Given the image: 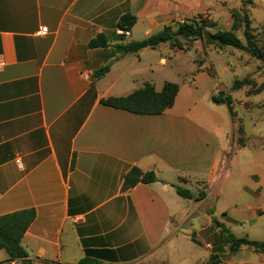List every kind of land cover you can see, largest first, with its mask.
<instances>
[{"label": "crops", "instance_id": "obj_1", "mask_svg": "<svg viewBox=\"0 0 264 264\" xmlns=\"http://www.w3.org/2000/svg\"><path fill=\"white\" fill-rule=\"evenodd\" d=\"M243 7L264 34V0H0V216L34 209L21 239L31 264H207L210 256L220 264H264V254L244 246L230 255L213 224L264 241V102L244 100L258 95L250 86L232 90L239 79L221 81L234 53L199 40L184 46L198 53L197 70L182 78L161 115L100 103L145 83L160 92L171 82L148 77L167 60L157 66L146 62L149 48L123 55L117 45L194 18L212 24L211 33L227 32L231 13ZM126 14L135 24L123 31L117 23ZM100 34L107 46L90 49ZM103 67L108 72L96 78ZM221 92L232 99L233 117L211 101ZM255 107L258 115L250 117ZM132 168L153 172L156 181L123 191ZM174 186L204 198L182 199ZM245 253L253 255L236 260ZM6 260L1 250L0 264Z\"/></svg>", "mask_w": 264, "mask_h": 264}, {"label": "trees", "instance_id": "obj_2", "mask_svg": "<svg viewBox=\"0 0 264 264\" xmlns=\"http://www.w3.org/2000/svg\"><path fill=\"white\" fill-rule=\"evenodd\" d=\"M252 0H244V4L250 5ZM232 25L227 32L211 33L207 30L212 24L197 18L187 20L177 24L175 28L170 26L164 27L160 32L151 35L150 37L138 41L131 42L125 45H117L115 49L123 54H135L142 49H156L160 44L168 43L171 47L182 49L183 43L191 44L195 40H203L205 46L212 47L218 53H224L223 50L232 49L243 53L246 56L244 62L253 64L254 62L261 64L264 72V34L263 32L256 33V29L251 27L249 16L245 7L240 11L231 13ZM135 24V17L126 14L123 15L117 27L120 30L128 31ZM242 30L241 41L234 32ZM108 44L107 38L100 34L91 39L88 43L90 49L104 48ZM258 68L260 67L257 65ZM108 67L99 69L94 75L96 78L102 77L108 72ZM250 86L249 94H259L264 91V79L260 83L254 80L253 77H247L242 80H235L232 85V90H238L242 87ZM179 87L177 84L165 82L160 92H156L153 85L145 83L140 89L132 92L125 97H109L102 99L100 103L104 106L127 111L136 115H161L167 109L171 108ZM214 104H224L227 106L230 115L233 117L232 99L230 95L223 92L211 97ZM238 133L242 130L239 127ZM156 181L153 172H142L137 168H132L125 174L122 180V190L126 191L137 184H151ZM176 194L182 199L200 201L204 198V193L200 192L196 197L188 189L174 186ZM35 218L34 209L20 210L0 216V251L3 250L7 254L6 261L22 260L23 264H31L27 260V253L21 245V239L28 227L32 224ZM225 235L226 242L229 244V254L237 253L241 247L252 249L255 253L264 254V241H250L246 238H236L223 226L216 224ZM78 264H99L97 261L83 258ZM207 264H220V260L216 256H210Z\"/></svg>", "mask_w": 264, "mask_h": 264}, {"label": "rangeland", "instance_id": "obj_3", "mask_svg": "<svg viewBox=\"0 0 264 264\" xmlns=\"http://www.w3.org/2000/svg\"><path fill=\"white\" fill-rule=\"evenodd\" d=\"M237 36L239 37L241 41H243V38L240 32L237 33ZM199 41L202 43L201 46L203 47L204 46L203 40L199 39ZM189 45L191 44L187 42L183 43L182 48L184 46L189 47ZM225 51L234 53L235 55L227 61L228 63L226 65L223 64V72H221V76H222L221 81H223V84H228L229 80L231 79L240 80L244 78L245 76H248V75L250 76L251 74H253V78L255 81H257V83H260L261 81H263L264 72L262 70L263 68L261 67V64L254 62L253 64L243 65L241 63L246 59L245 54L237 52L232 49H227V50L224 49L223 52ZM238 55L240 59L237 58ZM209 56H210V60L213 66L219 71L220 66L222 65L221 60L219 59V55H216L211 51ZM145 57H146L147 63L156 64L157 66H158V61L160 57L167 60V65L163 67V69L158 74H154V73L151 74L150 72L148 74V77L150 78L153 77L155 80H157L156 82H158V79L162 77L164 78V80L168 79L166 81H171V83H174L177 85L180 84V82L182 81V78H186L187 75L190 76L195 70H197V66H196L197 62L195 61L199 59L198 53L195 54L194 51L185 50L184 48L183 50L181 49L179 52L171 53L167 44L166 46L165 44L159 46L156 50L148 49ZM257 65H259L260 67L258 68ZM236 94L237 96H239L238 93ZM244 100H246L248 104H250L251 102L257 103L258 101L264 102V91H262L260 94L256 96L249 98L248 100L247 99H244ZM249 115L250 117H256L258 115L256 107L249 112ZM244 118L248 120L249 117L246 114V116L244 115ZM252 130L253 132H257L258 131L257 125L253 126ZM247 253L238 255L236 257V260H243L248 257L247 255H253V254H250V253L247 254ZM142 264H145V263H142Z\"/></svg>", "mask_w": 264, "mask_h": 264}, {"label": "built area", "instance_id": "obj_4", "mask_svg": "<svg viewBox=\"0 0 264 264\" xmlns=\"http://www.w3.org/2000/svg\"><path fill=\"white\" fill-rule=\"evenodd\" d=\"M46 32V28H41L40 29V33H45ZM123 36L128 37L129 33L128 32H122L121 33ZM5 66V63L3 61L0 60V69H2ZM4 264H23L22 260H16V261H10V262H6Z\"/></svg>", "mask_w": 264, "mask_h": 264}]
</instances>
